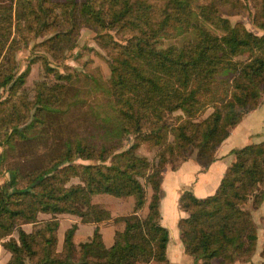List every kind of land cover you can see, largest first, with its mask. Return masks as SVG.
Segmentation results:
<instances>
[{
  "label": "trees",
  "instance_id": "obj_1",
  "mask_svg": "<svg viewBox=\"0 0 264 264\" xmlns=\"http://www.w3.org/2000/svg\"><path fill=\"white\" fill-rule=\"evenodd\" d=\"M248 10L261 33L227 16ZM81 24L101 30L97 43L108 55L110 70L101 86L112 112L90 115L96 136L67 138L41 165L7 168L0 185V238L13 227L18 237L3 241L10 251L6 264H167L169 230L160 223L159 206L163 172L168 162L177 168L193 148L197 162L207 167L231 128L262 102L264 0H0V90L8 91L6 97L0 91V144L29 139L73 81L71 73L43 57L55 80L38 81L32 99L16 98L29 65L18 72L15 52L30 37L49 33L40 45L53 42L50 49L59 51L55 57L64 56ZM105 29L126 36L116 40ZM180 34L179 43L162 44L164 37ZM225 70L231 74L225 76ZM209 107L211 112L199 118ZM131 133L133 141L123 148V138ZM143 141L157 147L153 158L137 153ZM231 153L234 158L213 193L198 197L184 189L178 198L187 212L177 222L179 237L184 251L200 260L197 264L212 259L231 264V249L237 259L248 261L255 251L256 224L243 204L251 195L255 204L264 196L258 191L264 185V138ZM77 157L98 162L76 164ZM71 176L80 182L68 184ZM101 192L132 194V211L97 208L91 195ZM146 204L142 216L138 210ZM40 211L75 213L95 223L92 235L77 245L73 224L58 250L56 222L36 232L15 226L16 218L34 221ZM109 218L121 224L105 247L97 223Z\"/></svg>",
  "mask_w": 264,
  "mask_h": 264
},
{
  "label": "rangeland",
  "instance_id": "obj_2",
  "mask_svg": "<svg viewBox=\"0 0 264 264\" xmlns=\"http://www.w3.org/2000/svg\"><path fill=\"white\" fill-rule=\"evenodd\" d=\"M227 16L232 22L241 20L247 28L257 33L262 32L261 29L251 23L250 10L244 11L241 14ZM19 17L22 21L26 19V15H21ZM100 31H96L89 25L81 24L74 37L75 45L65 50L64 56L58 58L55 56L59 51L50 49L54 46L53 42H49L48 45L44 47L40 45V43L50 35L49 33L30 37L27 46H22L15 52L18 72L24 70L26 66L29 65V71L26 75L25 82L16 90L14 95L16 98L22 97L32 99L38 81L55 80L52 73L44 68L43 57H45L49 64L57 70L71 73L73 81L69 84L65 99L58 103L56 109L46 116V122L40 127H35L30 130L29 139L24 141L16 140L13 145L0 144V154H2V160L0 161V185L8 177V167L18 166L21 170H27L33 166L45 163L52 156L61 151L64 147L63 141L67 140V138H88V136L91 135L96 136L97 131L92 125L94 124L92 122L93 116L90 115L98 114V118H100L112 112L110 97L104 93L101 86V84H104L108 79L110 70L108 55L105 49L97 43V34ZM103 31L110 32L116 40H121L123 36H126L122 35V32H116L114 29H105ZM14 34L15 32L13 31L11 37ZM182 39V34L164 37L162 44L179 43ZM223 74L229 76L231 71L225 70ZM0 91L3 97L8 95L7 89L4 88ZM263 99L264 90L262 93V100ZM211 110V107L207 108L199 118L205 117ZM174 114H181V111H176ZM97 130L99 132V128H97ZM126 136V138H123V148L130 145L133 141L132 133ZM170 138H172L171 135ZM156 149V146H152L148 142L143 141L136 151L151 159L154 157ZM195 153L196 148L191 149V153L187 159H195ZM95 162H98V160L80 157L74 159V163L76 164ZM171 166V163L168 162L166 169H172ZM74 182H80V177L71 176L68 184ZM260 190L264 191V185L259 186L258 191ZM150 194L151 189L147 187L148 199ZM91 202L97 208H111L114 211L118 209L119 211L125 212L132 210L134 196L132 194L116 196L103 192L93 193L91 195ZM144 206L147 207V204ZM243 206L250 211L256 224L257 238L255 251L248 261H243L237 259L234 250L231 249L230 254L231 257L233 256V262L231 264H261L264 260V255L262 254V250L264 249V196L258 204H255L253 202V196L251 195ZM47 222L51 224L57 223L55 233L57 236L58 250L62 248L64 232L67 228L71 227L73 224H76V226L77 223L80 224L78 230H76L77 227L75 229L76 235L74 236L73 234V241L78 245L80 242L88 240L91 237L86 235V228H90V224H95L92 222H83L79 215L67 211L55 213L40 211L37 213V218L34 221H25L22 218H16L15 226H21L26 231L36 232L37 230H42ZM83 223L90 224H87L86 227ZM9 237H18L16 227H13L9 234L0 238V264H6L7 260L10 258V251L3 245V241L7 240ZM104 239L105 247L109 246L113 241L112 236L108 234H106ZM102 252H104V250H102ZM217 262L218 260L214 259L211 264H216Z\"/></svg>",
  "mask_w": 264,
  "mask_h": 264
},
{
  "label": "crops",
  "instance_id": "obj_3",
  "mask_svg": "<svg viewBox=\"0 0 264 264\" xmlns=\"http://www.w3.org/2000/svg\"><path fill=\"white\" fill-rule=\"evenodd\" d=\"M263 138L264 99L256 108L243 115L241 120L231 128L227 137L217 146L215 150L216 158L207 167L203 168L196 159L189 158L182 161L177 168L166 169L163 172L161 180L162 195L159 206L161 213L160 223L169 230V239L166 246L167 264H197L200 261L199 259L195 260L192 255L184 251L179 237L178 219L187 215V212L179 208L178 205V198L182 190L190 189L198 197L213 193L225 168L234 158L231 150L247 143L258 142ZM131 211L122 212L117 209L116 212L127 214ZM146 212V206L138 210V213L142 216ZM83 224L87 227V224L90 223ZM120 224L113 218L98 223L103 242L106 234L111 235L113 238L114 231ZM79 225L77 223L76 230H78ZM90 225V228H86L88 237L91 236L95 224ZM213 260H211V263Z\"/></svg>",
  "mask_w": 264,
  "mask_h": 264
}]
</instances>
